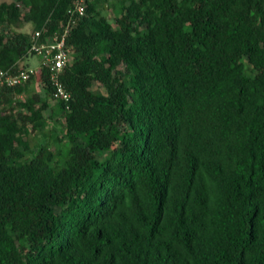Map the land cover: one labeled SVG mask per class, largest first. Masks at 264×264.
<instances>
[{
    "label": "trees",
    "instance_id": "1",
    "mask_svg": "<svg viewBox=\"0 0 264 264\" xmlns=\"http://www.w3.org/2000/svg\"><path fill=\"white\" fill-rule=\"evenodd\" d=\"M14 1L18 70L74 0ZM67 45L69 101L0 89V264H264V0H89Z\"/></svg>",
    "mask_w": 264,
    "mask_h": 264
},
{
    "label": "built area",
    "instance_id": "2",
    "mask_svg": "<svg viewBox=\"0 0 264 264\" xmlns=\"http://www.w3.org/2000/svg\"><path fill=\"white\" fill-rule=\"evenodd\" d=\"M88 3L89 0H74L67 10V19L60 22L58 29L50 30L45 23L31 35L27 55L41 58L39 67L47 70L52 95L56 100L71 99V94L61 80L63 68L70 60L71 46L67 45V40L72 29L86 15ZM39 67L30 66L18 70L0 68V89L25 84L38 73Z\"/></svg>",
    "mask_w": 264,
    "mask_h": 264
},
{
    "label": "rangeland",
    "instance_id": "3",
    "mask_svg": "<svg viewBox=\"0 0 264 264\" xmlns=\"http://www.w3.org/2000/svg\"><path fill=\"white\" fill-rule=\"evenodd\" d=\"M0 2H15L14 0H0ZM17 2V1H16ZM104 2H100L99 5L102 6ZM105 6L107 7V15L108 16H113V12H112V8L109 7V3H105ZM15 30L17 31H24L27 32L29 34H31V32H33L34 29V25L32 22H27L25 20H21L15 27ZM40 61L41 58L35 55H29L25 58H23L20 62H19V66L21 67H26V66H34V67H38L40 65ZM99 86V85H98ZM98 86H94L93 88H100V90H102L103 92L105 91L102 87H98ZM31 88L32 91L29 94L34 93L35 91H39V92H43L45 91L46 88H44V85L41 84L38 80L34 79L31 82ZM34 91V92H33ZM25 95H21L19 98H24ZM53 103V101H51ZM55 102V101H54ZM13 106H17L16 103L13 104ZM50 125H52L50 123ZM49 129L52 130V126L49 127ZM31 138H32V142H37V138L34 136L33 131L31 132ZM39 136V135H38Z\"/></svg>",
    "mask_w": 264,
    "mask_h": 264
},
{
    "label": "clouds",
    "instance_id": "4",
    "mask_svg": "<svg viewBox=\"0 0 264 264\" xmlns=\"http://www.w3.org/2000/svg\"><path fill=\"white\" fill-rule=\"evenodd\" d=\"M39 29H40V28H39ZM36 30H37V29H36ZM36 30H33V32H31V35H32ZM70 53H71V51H70ZM27 56H29V55H26V57H27ZM26 67H30V66H26ZM32 67H34V66H32ZM38 67H39V66H38ZM20 68H25V67H21V66L18 67V69H20ZM1 69H4V68H1ZM7 69H8V68H7ZM13 69H15V67H13ZM38 69H39V71H40V70H44L45 68H40V67H39ZM15 70H17V69H15ZM39 71H38V73H39ZM38 73H37V74H38ZM37 74H36L34 77H32L29 81L36 79V78H37ZM29 81H28V82H29ZM28 82H26V83H28ZM26 83H25V84H26ZM23 85H24V84H23ZM18 86H20V85H18ZM12 87H16V86H12ZM12 87H6V88H12Z\"/></svg>",
    "mask_w": 264,
    "mask_h": 264
}]
</instances>
